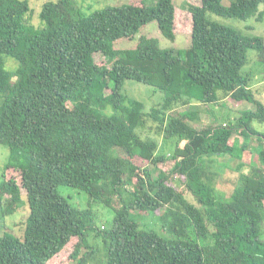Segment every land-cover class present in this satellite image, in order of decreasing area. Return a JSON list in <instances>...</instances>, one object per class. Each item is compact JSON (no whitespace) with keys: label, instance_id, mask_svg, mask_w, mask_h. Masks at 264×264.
<instances>
[{"label":"trees","instance_id":"trees-1","mask_svg":"<svg viewBox=\"0 0 264 264\" xmlns=\"http://www.w3.org/2000/svg\"><path fill=\"white\" fill-rule=\"evenodd\" d=\"M148 2L95 11L75 0L48 2L38 28L28 0H0V145L9 150L0 180V264H51L71 245L77 264H93L98 254L101 264H264V130L254 126L264 124V100L253 91L254 70H246L251 51L264 64V36L250 24L241 30L210 17L262 22L264 0L188 5L185 50L146 36L117 50L118 40L135 39L152 22L175 42L174 0ZM10 59L18 66L9 67ZM127 81L160 93L161 104L128 98ZM227 97L254 109L204 129L195 126L199 112L177 109ZM226 157L240 161L230 169L238 178L227 197L208 168ZM168 162L174 166L165 171L160 165ZM245 165L257 167L239 172ZM72 192L86 195L89 207L73 204ZM23 193L29 214L19 236L4 230V219ZM95 205L113 212L107 228L98 226ZM150 216L159 229L146 223Z\"/></svg>","mask_w":264,"mask_h":264},{"label":"rangeland","instance_id":"rangeland-1","mask_svg":"<svg viewBox=\"0 0 264 264\" xmlns=\"http://www.w3.org/2000/svg\"><path fill=\"white\" fill-rule=\"evenodd\" d=\"M30 3V6L32 8V18H31V24H33L35 27L41 28L42 27V18L41 13L44 9V5L48 2H56L57 0H28ZM77 7L83 6L85 8L91 7V11L103 9L106 6H116V5H122L129 2V0H75ZM227 6L230 4L231 0H225L224 1ZM147 3L149 4L148 0ZM174 3L176 4V7L178 9V20H179V26H178V33L175 42H171L170 40L163 37L161 34V31L159 29V26L156 22H152L146 26H144L140 32V34L132 40L128 39H121L118 40V42L115 43V48L117 50H124V49H132L134 48L137 43L140 36H146L150 38H158L160 40L162 48H175L177 51L185 50L190 46L191 43V35L189 37V31L191 27V19H190V13L186 10L188 5H198L200 3V0H174ZM88 8L86 11H88ZM264 9V6L261 7V10ZM216 21H221L225 23L226 25L233 26L235 28L245 30L246 26H253V31L251 33L264 36V20L262 22L257 21V19H252L249 22L242 23L239 21L234 20H228L224 18H220L217 16H210ZM250 24V25H249ZM176 51V52H177ZM96 61L99 64L104 63V57L100 54H96L95 56ZM250 63L247 66L248 68L246 70H254L253 79L251 80V85H253V91L256 93L258 98L261 100H264V64L259 63L258 56L255 55L254 51H251L249 53ZM9 67L15 68L18 66V63L12 59L8 61ZM8 65V64H7ZM8 67V66H7ZM128 95V98L138 100L141 102H144L147 108H150L153 105H157V102H160L161 104V94L158 92H154V90L148 86H144L142 84L133 82V81H127L124 87V93ZM178 110H190L194 112L200 113V121L199 124H195L199 129L209 128L213 126H217L221 123H227L228 120H236L238 117L241 116V113L249 110L254 109L252 104H249L247 102H236L230 99V97H227L223 101L219 102L217 105H210V104H202L200 101H193L191 103V106H184V107H178ZM254 126L258 130H264V124L260 123H254ZM235 138L240 139V142H243V137H241L239 134L233 135ZM251 145L255 146L256 141L251 140ZM8 148L6 146L0 145V180L2 179V173L3 169L8 162L7 160V152ZM217 162L213 163L211 161V164L208 168L211 170V172L215 173L214 175V186L218 193L220 195L228 196L232 192V184L230 181H235L238 178L237 172H233L230 169H235L238 165L239 160H232L229 159V157L226 158H216ZM252 161L257 163L258 158L256 155H253ZM138 163L140 164L141 161L138 160ZM219 163H223L220 165ZM141 165V164H140ZM145 165V164H144ZM143 165V166H144ZM142 166V165H141ZM161 168H163L165 171H169L174 166V162H168L164 165H160ZM251 167H257L255 166H249L245 165L242 167V169L239 172H244L247 174L252 173ZM212 174V173H211ZM10 176L17 177V174L15 172H11ZM9 176V177H10ZM7 178V177H6ZM172 185L176 186L180 191H183L186 193L187 199L196 204V200L191 195L190 192L185 190L183 184H177L176 180H173L171 182ZM68 188H60L61 194H64L66 191H73V190H67ZM131 189V186H130ZM71 202L75 204L77 207L80 208H88V199L87 196L81 193L72 192ZM67 195V194H66ZM23 203L20 205V207L17 209L16 213L10 216H7L4 219V230L14 233L16 235L22 236L23 234V223L25 222V219L27 218L29 214V208L27 204V198L25 197V194L23 193ZM93 213L95 215H98L97 221L100 223L98 226L100 228H104L107 223L106 221H111L114 214L112 211H110L107 208H103L102 206H93ZM149 223L151 227H154L156 229H159L160 225L159 222H157L152 216H150L146 223ZM74 246H69L65 251L62 252V254L55 258L51 264H77L76 261H71V254L73 253ZM102 255H97V261H95L93 264H101L102 261Z\"/></svg>","mask_w":264,"mask_h":264},{"label":"crops","instance_id":"crops-1","mask_svg":"<svg viewBox=\"0 0 264 264\" xmlns=\"http://www.w3.org/2000/svg\"><path fill=\"white\" fill-rule=\"evenodd\" d=\"M225 1V0H224ZM225 3V2H224Z\"/></svg>","mask_w":264,"mask_h":264}]
</instances>
